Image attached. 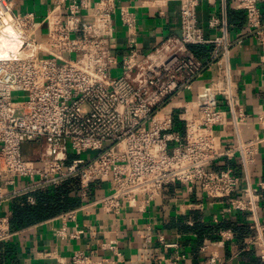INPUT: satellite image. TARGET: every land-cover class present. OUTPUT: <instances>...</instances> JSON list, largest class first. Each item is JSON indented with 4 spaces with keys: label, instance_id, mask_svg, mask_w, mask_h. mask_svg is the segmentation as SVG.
I'll list each match as a JSON object with an SVG mask.
<instances>
[{
    "label": "built area",
    "instance_id": "built-area-1",
    "mask_svg": "<svg viewBox=\"0 0 264 264\" xmlns=\"http://www.w3.org/2000/svg\"><path fill=\"white\" fill-rule=\"evenodd\" d=\"M17 1L0 0V32L9 26L11 32L5 33L19 41L17 52L9 50L0 58V244L14 232L8 216L1 213V204L11 194L28 195L76 177L84 197L91 184L106 183L107 192L92 204L105 214L119 216L130 209L144 212L164 186L179 183L197 185L207 198L244 214L252 232L247 246L264 264V219L258 218L257 190L249 180V166L264 136L246 141L240 136L246 116L233 91L231 41L224 15L227 0H162L178 4L180 35L164 39L141 55L136 18L129 8L120 6L118 18L127 31L126 53L120 57L110 46L115 0H53L40 19L34 12H16ZM217 2L221 16L208 21L217 33L207 40L198 27L196 10L202 3ZM232 2L244 12L247 31L264 49L258 0ZM203 44L214 46L217 72L197 88L193 109L182 114L181 129H177L172 115L160 111L194 89L201 63L189 47ZM21 51L26 55L20 56ZM72 54L77 56L68 57ZM114 67L120 68L118 77L111 75ZM256 116L258 129L264 132V109ZM226 124L234 139L223 144L218 129ZM26 144L39 146L36 160L25 156ZM90 152L96 154L89 156ZM82 154H88L87 158ZM220 161L228 165L214 169ZM18 179L27 181V186L8 193ZM242 182L245 187L240 189ZM26 202L33 205L34 198L27 196ZM61 217L73 221L75 211ZM80 233L67 234L65 226L57 232L64 239L78 238ZM230 235V231L222 232L221 242ZM103 248L120 255L113 243ZM207 249L203 245L202 254ZM158 261L185 264V256L175 253ZM217 262V255L210 253L204 264ZM111 263L79 251L69 262L58 260L57 264Z\"/></svg>",
    "mask_w": 264,
    "mask_h": 264
},
{
    "label": "crops",
    "instance_id": "crops-1",
    "mask_svg": "<svg viewBox=\"0 0 264 264\" xmlns=\"http://www.w3.org/2000/svg\"><path fill=\"white\" fill-rule=\"evenodd\" d=\"M53 0H18L16 12H34L37 19L44 16ZM92 3L98 0H91ZM261 19L264 22V0H258ZM113 16L114 37L111 49L118 56L126 53L127 31L121 25L117 10L129 8L136 18V41L140 55L159 45L168 37L180 35L179 6L176 2L162 0H115ZM225 19L228 27L229 66L233 91L245 113V122L240 126L241 139L246 141L255 135L264 136L258 129L257 111L264 109V49L247 31L245 14L234 8L232 0L226 1ZM212 16H221L220 4L202 3L196 10L198 27L205 39L211 40L217 30L208 26ZM201 63V75L194 89L167 104L160 113H170L177 129H181V116L193 109L197 88L212 79L216 66L212 59L214 46L203 44L189 47ZM224 108L223 105L220 106ZM185 117V115H184ZM220 141L225 144L234 139L229 124L218 129ZM228 164L220 161L214 169ZM230 166L234 163L230 162ZM249 180L258 196V218L264 219V142L259 146L256 160L249 166ZM27 181L18 179L8 193L22 190ZM245 183L240 184V189ZM92 192L82 199L75 211V219L63 220L62 214L44 219L14 231L8 242L0 244V264H57L58 260L69 262L79 251L89 254L94 260L103 258L111 264H159L160 256L170 257L175 253L185 256V264H204L210 253L218 257L217 264H261L255 251L247 246L252 235L244 214L228 209L225 202L207 198L197 185L187 187L171 183L144 212L130 209L119 216L103 213L92 201L107 192L106 183L91 184ZM81 194V193H80ZM25 195L11 194L2 204L1 213L8 216L15 200ZM240 196V191L235 197ZM67 211V212H69ZM242 225L246 232L234 235L231 223ZM66 227L67 234L81 231L78 238H60L57 232ZM225 226V227H222ZM230 231V239L221 242V233ZM159 237L163 240L160 241ZM113 243L119 252L102 249L103 244ZM207 245L206 254L201 248ZM46 254H51L48 257Z\"/></svg>",
    "mask_w": 264,
    "mask_h": 264
},
{
    "label": "trees",
    "instance_id": "trees-1",
    "mask_svg": "<svg viewBox=\"0 0 264 264\" xmlns=\"http://www.w3.org/2000/svg\"><path fill=\"white\" fill-rule=\"evenodd\" d=\"M71 158L69 157V160ZM81 192L79 179L71 177L56 185L46 186L15 200L8 215L10 229L17 231L78 207L82 202L79 197ZM87 192L92 191L88 188ZM27 196L34 198L33 205L26 202ZM230 227L234 235L246 232L244 231L245 228L236 222L231 223Z\"/></svg>",
    "mask_w": 264,
    "mask_h": 264
},
{
    "label": "bare ground",
    "instance_id": "bare-ground-1",
    "mask_svg": "<svg viewBox=\"0 0 264 264\" xmlns=\"http://www.w3.org/2000/svg\"><path fill=\"white\" fill-rule=\"evenodd\" d=\"M5 31L0 32V58L6 55L7 51L11 50L14 53L17 52L19 41L11 34H6L5 32H11L9 26L4 28ZM20 56L26 55V51L18 52Z\"/></svg>",
    "mask_w": 264,
    "mask_h": 264
},
{
    "label": "rangeland",
    "instance_id": "rangeland-1",
    "mask_svg": "<svg viewBox=\"0 0 264 264\" xmlns=\"http://www.w3.org/2000/svg\"><path fill=\"white\" fill-rule=\"evenodd\" d=\"M76 56H77L76 54H72L68 57L75 58ZM120 74H121V71H120V68H118V67H114L111 71L112 77H118ZM38 148H39V146H37L36 144H26L23 146V152H24L25 156H27L29 159L36 160ZM95 154H96V152H90L89 156H93ZM87 155L82 154L81 157L85 159V158H87Z\"/></svg>",
    "mask_w": 264,
    "mask_h": 264
}]
</instances>
